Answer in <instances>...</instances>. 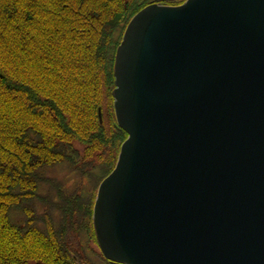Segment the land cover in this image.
Returning <instances> with one entry per match:
<instances>
[{"label": "water", "instance_id": "95a60500", "mask_svg": "<svg viewBox=\"0 0 264 264\" xmlns=\"http://www.w3.org/2000/svg\"><path fill=\"white\" fill-rule=\"evenodd\" d=\"M128 134L94 226L116 264H264V0L152 4L128 25Z\"/></svg>", "mask_w": 264, "mask_h": 264}, {"label": "trees", "instance_id": "16d2710c", "mask_svg": "<svg viewBox=\"0 0 264 264\" xmlns=\"http://www.w3.org/2000/svg\"><path fill=\"white\" fill-rule=\"evenodd\" d=\"M186 1L0 0V264H116L93 217L128 138L117 50L144 8Z\"/></svg>", "mask_w": 264, "mask_h": 264}, {"label": "rangeland", "instance_id": "374dc122", "mask_svg": "<svg viewBox=\"0 0 264 264\" xmlns=\"http://www.w3.org/2000/svg\"><path fill=\"white\" fill-rule=\"evenodd\" d=\"M64 165H68V164L65 163ZM57 168H58V169H57V170H58V171H57L58 173H59V172H64V171H66V167H65V166H63V167L58 166ZM59 177H61V176H59Z\"/></svg>", "mask_w": 264, "mask_h": 264}]
</instances>
